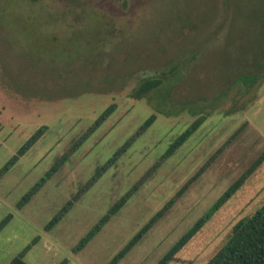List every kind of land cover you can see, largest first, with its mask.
<instances>
[{
	"label": "rangeland",
	"instance_id": "1",
	"mask_svg": "<svg viewBox=\"0 0 264 264\" xmlns=\"http://www.w3.org/2000/svg\"><path fill=\"white\" fill-rule=\"evenodd\" d=\"M172 64L175 71L156 91L129 98L139 80ZM111 104L113 114L15 209ZM150 116L152 125L46 232L94 169ZM200 116L198 130L74 253L79 239ZM39 128H45L41 138L0 176V220L13 215L0 232V264L33 240L26 264H107L227 142L118 263L156 264L264 151V0H0V169ZM263 203L264 163L170 264H205L233 225Z\"/></svg>",
	"mask_w": 264,
	"mask_h": 264
},
{
	"label": "trees",
	"instance_id": "2",
	"mask_svg": "<svg viewBox=\"0 0 264 264\" xmlns=\"http://www.w3.org/2000/svg\"><path fill=\"white\" fill-rule=\"evenodd\" d=\"M172 67V68H171ZM177 67L172 64L159 72L155 77H148L139 80L136 87L129 93V98L141 100L146 98L151 92L156 91L167 76L171 75ZM170 68V69H169ZM115 104L107 106L93 123L75 140L60 156L55 158L49 169L37 180L33 186L17 202L15 209H22L42 188L43 186L65 165L70 157L88 140V138L113 114ZM204 116L196 118L184 131H182L167 147L159 159L138 179L132 187L126 191L116 202H114L104 215L86 232L73 248L74 253L82 250L114 217L119 210L132 198L138 188L148 181L158 170V168L198 130ZM154 116L147 118L137 130L109 157L102 165L94 169L91 177L70 197L68 201L57 211V213L44 226L46 232L54 228L63 217L73 208L74 204L101 178V176L114 167L117 161L128 151L132 144L152 125ZM45 128H39L34 132L13 154L9 160L1 167L0 176L6 173L20 157L25 155L28 150L41 138ZM235 134H233L234 136ZM232 136V137H233ZM231 137V138H232ZM229 141V140H228ZM227 144V142H226ZM225 144V145H226ZM218 149L210 159L201 166L176 193L159 209L129 241L109 260L107 264H118L152 229V227L163 218L173 207L176 201L189 189V187L205 172L210 163L222 152L223 148ZM264 163V151L248 166V168L235 180L228 188L204 211V213L169 247L161 256L156 264H170L175 261L176 256L189 244V242L206 226L211 218L224 206L252 176V174ZM13 219V215L8 213L0 220V232ZM35 245V240L24 247V249L14 257L8 264H26L25 255L31 247ZM59 264H67L66 260ZM205 264H264V203L249 216L237 221L230 230L225 242L210 257Z\"/></svg>",
	"mask_w": 264,
	"mask_h": 264
}]
</instances>
